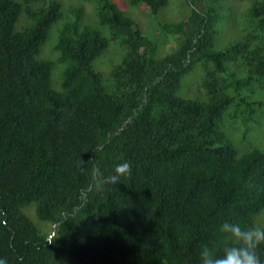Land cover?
Segmentation results:
<instances>
[{
	"label": "trees",
	"instance_id": "obj_1",
	"mask_svg": "<svg viewBox=\"0 0 264 264\" xmlns=\"http://www.w3.org/2000/svg\"><path fill=\"white\" fill-rule=\"evenodd\" d=\"M127 1L149 10L163 39L109 4L92 27L82 26V9L63 22L61 0H0V257L8 264H200L205 244L223 254V220L259 224L264 148L240 153L225 117L232 110L248 123L255 103L242 92L264 91V0H249L242 28L230 15L239 39L225 50L215 9L190 0L186 21L167 25L169 0ZM57 25L54 62L43 52ZM177 36L162 56L161 44ZM113 45L124 54L105 79L94 63ZM189 76L194 99L180 96ZM124 161L130 174L107 183ZM258 254L264 262V245Z\"/></svg>",
	"mask_w": 264,
	"mask_h": 264
},
{
	"label": "rangeland",
	"instance_id": "obj_2",
	"mask_svg": "<svg viewBox=\"0 0 264 264\" xmlns=\"http://www.w3.org/2000/svg\"><path fill=\"white\" fill-rule=\"evenodd\" d=\"M49 1V0H47ZM65 6L63 11V22H73L78 20L79 10L84 11V20L82 26H98L97 16L95 17V11H97L104 4H109L115 6L118 10L123 11L128 16L136 21L139 25L141 31L149 38H161V28L159 21L154 20L150 16L149 10L147 8L139 6L131 8L127 0H94L93 2H78L71 0H61ZM194 4L197 10L201 9H215L217 15L220 18L219 26L221 28L219 31L218 39V49L225 50L231 43L238 40L239 37L236 36L237 32L230 29V15L237 18L236 25L240 28L244 27L247 19V11L250 7L249 0H195ZM193 6L190 0H169L168 8L163 12L160 21L167 25H176L182 21H186L189 13H191ZM60 26V25H59ZM58 25L53 29L50 39L43 52V57L50 61H56L58 55L53 52V48L56 44L57 28ZM177 38H171L168 43L161 44V54L167 55L174 52L178 46ZM123 50L119 45H113L108 53L103 57L95 61L94 68L96 71L103 74L105 79L109 78L112 66L118 64L123 57ZM63 70L64 67L61 65L56 66L53 75V88L55 90H61V85L63 81ZM197 80L189 76L183 79L182 90L180 96L194 99L199 95L197 88ZM243 98H248L249 102H254L252 105L253 114H251V121L248 123L243 120L234 121L231 115L233 111H227V116L225 117V127L227 129V135L234 140V144L239 149L240 153H243L247 148L252 146H260L264 148V91L250 88L248 91L242 92ZM249 138L246 141H242L244 136ZM28 210V209H27ZM26 210V214L27 213ZM35 211V210H34ZM33 215V212H29ZM34 225L42 232H47L50 225L47 223L40 222L36 215L32 218ZM259 224L264 226V212L258 219Z\"/></svg>",
	"mask_w": 264,
	"mask_h": 264
},
{
	"label": "clouds",
	"instance_id": "obj_3",
	"mask_svg": "<svg viewBox=\"0 0 264 264\" xmlns=\"http://www.w3.org/2000/svg\"><path fill=\"white\" fill-rule=\"evenodd\" d=\"M131 163L124 161L118 164L113 175L106 182L116 185L122 176L130 174ZM218 233L225 238L223 254L205 244L200 250V264H264L258 254V249L264 245V226L255 223L242 226L239 222L223 220L217 228ZM0 264H8L6 257H0Z\"/></svg>",
	"mask_w": 264,
	"mask_h": 264
}]
</instances>
